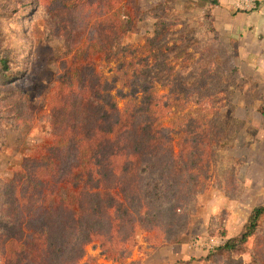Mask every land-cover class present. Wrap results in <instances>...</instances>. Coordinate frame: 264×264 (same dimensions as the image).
I'll list each match as a JSON object with an SVG mask.
<instances>
[{
	"label": "rangeland",
	"instance_id": "374dc122",
	"mask_svg": "<svg viewBox=\"0 0 264 264\" xmlns=\"http://www.w3.org/2000/svg\"><path fill=\"white\" fill-rule=\"evenodd\" d=\"M219 6L225 8V0ZM212 7L185 8V0H0V61L7 60L0 64V213L14 220L21 212L17 257L34 264L38 255L40 227L27 222L40 215V195L24 187L10 209L16 170L32 166L40 146L52 143L51 121L59 130L77 111L86 117L83 88L96 71L120 77L119 106L140 108L164 131L175 158L163 181L172 193L156 198L165 210L161 218L138 225L119 255L109 256L93 241L82 264H264V218L242 249L218 253L264 205V83L250 75L238 40L220 29ZM159 17L166 27L149 46ZM111 29L125 31L126 46L109 56ZM132 71L139 78L129 86L124 79ZM132 88L140 92L133 95ZM76 105L75 113L66 112ZM161 173L157 168L152 177ZM79 181L59 185L54 199L72 196ZM8 247L11 264H24Z\"/></svg>",
	"mask_w": 264,
	"mask_h": 264
},
{
	"label": "trees",
	"instance_id": "16d2710c",
	"mask_svg": "<svg viewBox=\"0 0 264 264\" xmlns=\"http://www.w3.org/2000/svg\"><path fill=\"white\" fill-rule=\"evenodd\" d=\"M191 3L196 8H204L206 4H217L218 0ZM163 5L170 3L166 1ZM164 10L169 9L165 6ZM163 20L166 19L159 17L155 21L153 31H150L153 38L148 37L151 38L149 46L155 42V37L163 35L160 31L166 27ZM124 34L125 31L120 33L111 29L105 47L109 56L125 50ZM0 64L6 67V58H2ZM125 75L124 83L129 86L139 78L135 71ZM142 76L145 81L150 80V69ZM119 81L118 76L108 79L95 71L90 85L83 88L86 117L79 119L78 111L75 113L77 105L67 107L66 112L77 115L75 121L67 129L61 123L59 130L56 129L57 121H51L48 125L53 127L49 133L52 143L40 146V156L32 158V166L28 164L27 168L23 166L16 170L20 180L12 185L14 196L8 198L12 204L10 209L14 205L16 208L17 194L24 187L32 186L40 195V215L27 222L40 227V246L34 264H82L87 246L96 240L109 256L119 255L138 225L156 222L165 211L156 198L172 193L163 187V181L175 158L174 152L164 131L154 128V123L142 115L140 108L119 106L114 94ZM144 91L148 98V85ZM138 92L131 89L133 95ZM118 93L125 95L120 90ZM157 168L162 173L159 178H154L152 173ZM76 178L80 181L72 196L59 195L54 199L59 185ZM172 207L175 212L180 208L175 202ZM6 212L0 213V223L5 228L4 233L0 230V246L4 251L5 246H14L17 257L19 251L22 253L19 242L23 227H16L21 212H16L14 220ZM263 218L264 205H261L253 210L241 234L228 239L219 247L218 253L232 254L242 249L258 233ZM118 255L113 259L116 260ZM9 257L13 259L7 249L0 263L11 264ZM17 259L29 264L27 258L25 262L20 255ZM185 263L190 264V261Z\"/></svg>",
	"mask_w": 264,
	"mask_h": 264
},
{
	"label": "crops",
	"instance_id": "0c3cea01",
	"mask_svg": "<svg viewBox=\"0 0 264 264\" xmlns=\"http://www.w3.org/2000/svg\"><path fill=\"white\" fill-rule=\"evenodd\" d=\"M192 1L198 0H185V8ZM219 1L212 8L217 6L214 14L220 19V29L238 40L240 59L250 69V75L261 77L264 83V0L259 2L258 9L249 12L234 9L233 0H225V8L219 6Z\"/></svg>",
	"mask_w": 264,
	"mask_h": 264
},
{
	"label": "built area",
	"instance_id": "2783aa9c",
	"mask_svg": "<svg viewBox=\"0 0 264 264\" xmlns=\"http://www.w3.org/2000/svg\"><path fill=\"white\" fill-rule=\"evenodd\" d=\"M261 0H233V7L237 11L249 12L258 9Z\"/></svg>",
	"mask_w": 264,
	"mask_h": 264
}]
</instances>
